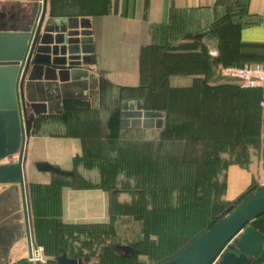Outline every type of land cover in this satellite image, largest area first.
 I'll list each match as a JSON object with an SVG mask.
<instances>
[{
    "label": "crops",
    "instance_id": "obj_1",
    "mask_svg": "<svg viewBox=\"0 0 264 264\" xmlns=\"http://www.w3.org/2000/svg\"><path fill=\"white\" fill-rule=\"evenodd\" d=\"M41 1L0 0V5L29 9ZM44 6L47 34H85L89 53L79 68L43 65L27 86V96L42 109V122L25 147L26 185L49 181L51 173L41 170L43 165L72 173V159L82 153L81 135L88 138L90 128L105 123L104 113L123 110L127 89L152 100L162 95L172 107L188 105L191 93L220 95L222 86H237L217 77L220 66L230 63L222 54L226 42L234 39L223 31L238 30L239 53L234 52L239 62L264 66V0H45ZM190 33L197 35L188 38ZM251 93L254 103L264 100V87ZM263 161L264 153L245 167L228 165L224 199L235 200L262 179ZM78 195H92L99 202L93 219L103 216L104 191Z\"/></svg>",
    "mask_w": 264,
    "mask_h": 264
},
{
    "label": "trees",
    "instance_id": "obj_2",
    "mask_svg": "<svg viewBox=\"0 0 264 264\" xmlns=\"http://www.w3.org/2000/svg\"><path fill=\"white\" fill-rule=\"evenodd\" d=\"M223 33L234 39L226 42L222 54L223 61L230 63L220 68L245 65L234 52L239 53L234 35L238 30ZM196 35L190 33L187 37ZM219 69L218 79L221 78ZM220 90V95L204 91L191 93L188 105L160 107L147 105L148 100L153 103L151 95L139 96L134 89H127L123 102H140L143 111L163 114L162 127L154 130L121 126L122 110L104 113L106 121L99 127L102 143L108 158H116L117 166H123L124 176L122 188L110 194L112 199L122 193L131 197L123 204H115L110 197L108 222L73 224L62 219L60 193L64 186L102 188V185L90 187V181L76 171L70 176L48 171L51 173L49 183H28L25 194L31 241L33 246L44 248L46 263L55 264L56 259L65 254L83 264H89L94 256L99 260L94 264H165L258 191L251 185L235 200L224 199L228 165L245 167L259 158L260 152L264 153V110L259 107V101L253 102V89L224 85ZM146 131L158 132L159 138L144 142L140 154L128 156L133 150L124 151V145L120 144L121 133ZM83 141L86 145L88 139ZM173 144L174 152H180L177 157L171 153ZM83 149V156L74 159L75 166L83 161L88 169L89 163L99 160L97 166L101 175L110 173V159L99 158L87 146ZM121 216L123 227L115 225ZM251 226L264 235V214ZM74 243H78V247ZM121 247H130L133 252L124 254L119 250ZM141 256L143 260L138 259ZM254 259L255 262L252 259L246 264H264V250Z\"/></svg>",
    "mask_w": 264,
    "mask_h": 264
},
{
    "label": "water",
    "instance_id": "obj_3",
    "mask_svg": "<svg viewBox=\"0 0 264 264\" xmlns=\"http://www.w3.org/2000/svg\"><path fill=\"white\" fill-rule=\"evenodd\" d=\"M41 2L28 9L26 21L12 18L8 20L13 23L8 30L0 27V160L15 159L12 163L0 165V185H17L19 188L28 257L34 246L25 194V147L35 125L42 122V109L27 96V86L39 77L43 65L79 68L87 62L89 53L85 34H47L43 26L45 0ZM132 109L134 112L125 113ZM121 117V126L124 127H162L163 114L143 111L140 102H123ZM41 170L71 175L47 165H43ZM263 214L264 187L165 264H246L264 250V235L251 226ZM119 250L124 254L133 252L130 247ZM15 264L49 263L23 259ZM55 264L83 263L62 254Z\"/></svg>",
    "mask_w": 264,
    "mask_h": 264
},
{
    "label": "rangeland",
    "instance_id": "obj_4",
    "mask_svg": "<svg viewBox=\"0 0 264 264\" xmlns=\"http://www.w3.org/2000/svg\"><path fill=\"white\" fill-rule=\"evenodd\" d=\"M56 61V59H55ZM43 71V68L39 70V73L41 74ZM223 82L225 81H230L228 79H223ZM235 84H237L234 81H230ZM238 85V84H237ZM162 100V95H157L154 96L153 103H151V100L147 101L148 106H160L163 107L165 106V103ZM129 112H134L132 109L131 111H125L126 114ZM134 121V119H133ZM99 127L95 129H89V134L88 138L86 137L87 135H81V149L82 153L80 157L83 156V146H87L91 151H94L97 153L99 158L105 159L108 158L105 152V147L102 143V133H100ZM154 130V129H152ZM52 131H56L55 129ZM95 131V134L92 135L91 132ZM55 133V132H53ZM72 133L75 135H78L77 132H72L71 130V135ZM94 133V132H93ZM65 134V133H64ZM68 134V133H67ZM65 134V136H67ZM158 132L155 131H146V132H140L137 134H131V133H121L120 135V144L122 146L124 145V151L128 149V152L133 150V153H130L128 156H135L137 154H140L142 152V145L145 144L144 142L151 141V140H157L159 138ZM83 139H89L85 144ZM172 145V144H171ZM249 149V146H248ZM175 151V144H173V148H171V153L174 156H178L180 153ZM123 154V150L120 153V155ZM261 156L259 157L260 159L262 158L263 152H260ZM118 155V158L120 157ZM74 159H72V168L71 170L76 171L79 175H81L83 178L87 179L90 181L91 186L90 187H101L102 188H95V190H101L105 192V200L104 201V206L102 207L103 209V216H99L97 219L95 218V212L99 206V202L96 204V200L93 198L92 195H84L79 197L78 193L84 194L85 192H90V191H95L92 188L90 189H72L69 186H64L61 189V207H62V219L67 222V223H80V222H108L109 220V215H110V209H111V192L116 189H121L123 186V166H117L116 164V158H108L110 159L111 163V171L107 175H101L99 171V160H95L94 162H91L88 164V169L84 167L85 162L83 161H78L77 165H74ZM120 159V158H119ZM126 161L129 163V160L126 159ZM264 162V161H263ZM119 165V163H118ZM119 168V169H118ZM264 180V177L260 179L259 181H256V184H252L253 186H256L258 189L261 188L260 184ZM50 181V179H49ZM49 181L47 183H49ZM67 182V181H66ZM47 183H35L31 182V184H47ZM68 184V182H67ZM18 191V186L17 185H0V264L4 263L5 261L8 260H16V262L20 261L21 259H27L28 257V250H27V244H26V238H25V232H24V224H23V216H22V207H21V199ZM64 193V197H63ZM69 194V195H68ZM88 194V193H87ZM116 199H112L115 204L116 203H122L123 202H129L130 201V196L127 194H119L116 195ZM111 197V199H110ZM113 203V202H112ZM98 205V206H97ZM118 207V206H117ZM121 206H119L120 209ZM101 209V206H100ZM123 210V209H122ZM99 211V210H97ZM69 219L73 218H82L85 220L82 221H77V222H72L68 221ZM93 219V220H91ZM119 225V227H123V216L121 218L117 219L115 222V225ZM128 225V224H126ZM124 230H123V235H124ZM75 247H78V243H74ZM43 249V258L46 259L47 256L44 254V248L41 246H37ZM26 254V258H25ZM139 260H143L144 257H139ZM98 258L97 256H94L91 258L88 263L89 264H94L98 263ZM255 262L256 259H253ZM115 264H123V262H116Z\"/></svg>",
    "mask_w": 264,
    "mask_h": 264
},
{
    "label": "built area",
    "instance_id": "obj_5",
    "mask_svg": "<svg viewBox=\"0 0 264 264\" xmlns=\"http://www.w3.org/2000/svg\"><path fill=\"white\" fill-rule=\"evenodd\" d=\"M219 75L223 79L236 82L242 89H257L264 87V66L260 64L221 67L219 69ZM259 107L264 110V100L259 102ZM260 186L261 188L264 187V180L261 182ZM42 253V248L34 246L27 259L33 263H45L46 259L43 258Z\"/></svg>",
    "mask_w": 264,
    "mask_h": 264
},
{
    "label": "flooded vegetation",
    "instance_id": "obj_6",
    "mask_svg": "<svg viewBox=\"0 0 264 264\" xmlns=\"http://www.w3.org/2000/svg\"><path fill=\"white\" fill-rule=\"evenodd\" d=\"M28 9L26 8H19V7H15L13 5H5V6H1L0 5V27H4L5 29H9L13 23L9 22L8 20H11L12 18H18L21 22H24L27 20L28 18ZM3 16V17H2ZM2 17V18H1ZM15 159L12 161L9 160H0V165L1 164H9L14 162ZM15 264V263H14Z\"/></svg>",
    "mask_w": 264,
    "mask_h": 264
}]
</instances>
